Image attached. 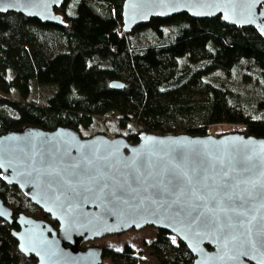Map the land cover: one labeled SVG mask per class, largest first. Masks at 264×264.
Segmentation results:
<instances>
[{"label":"water","instance_id":"obj_1","mask_svg":"<svg viewBox=\"0 0 264 264\" xmlns=\"http://www.w3.org/2000/svg\"><path fill=\"white\" fill-rule=\"evenodd\" d=\"M64 2L0 0V14L63 26L56 9ZM180 14L220 16L264 38V0H125L124 31ZM0 170L5 183L58 223L14 216L0 198V219L18 227L12 235L19 251L37 264H103V247L88 242L148 226L185 244L193 264H264V235L255 225L247 234L253 216L256 223L264 218L262 137L143 132L132 143L103 133L83 137L73 127H27L0 136ZM172 176L181 182L170 184Z\"/></svg>","mask_w":264,"mask_h":264},{"label":"trees","instance_id":"obj_2","mask_svg":"<svg viewBox=\"0 0 264 264\" xmlns=\"http://www.w3.org/2000/svg\"><path fill=\"white\" fill-rule=\"evenodd\" d=\"M124 2L65 0L56 9L63 26L0 14V136L27 127H73L83 137L106 133L136 143L143 132L206 135L234 125L264 138L262 104L218 77L244 66L250 68L245 73L264 74V38L253 27L180 14L152 18L127 33ZM34 85L52 92L39 99ZM0 198L14 216L58 227L19 187L5 183L1 170ZM14 229L0 219V264H37L19 251ZM148 247L157 264L194 262L185 244L164 230ZM103 249L104 261L114 264L145 261L130 244Z\"/></svg>","mask_w":264,"mask_h":264},{"label":"rangeland","instance_id":"obj_3","mask_svg":"<svg viewBox=\"0 0 264 264\" xmlns=\"http://www.w3.org/2000/svg\"><path fill=\"white\" fill-rule=\"evenodd\" d=\"M246 70H250L248 66L244 69L237 68L234 72L219 71V79H223L231 84L236 85L245 96L252 97L254 102L262 104L264 107V74L258 72V76L251 75ZM36 96L40 98H47L52 90L49 88L34 85ZM242 126L234 125H218L215 126L210 134L219 136L231 132L242 131ZM106 134V133H104ZM96 135V134H93ZM107 135V134H106ZM92 136V135H91ZM109 137H116L113 134H108ZM159 229L148 226L142 230H129L119 235H109L95 241L88 242L86 246H113L117 250H121L125 244L132 245L137 253L145 259L142 264H157L156 257L151 254L148 244L151 243L158 235ZM104 264H114L110 259H106Z\"/></svg>","mask_w":264,"mask_h":264},{"label":"snow or ice","instance_id":"obj_4","mask_svg":"<svg viewBox=\"0 0 264 264\" xmlns=\"http://www.w3.org/2000/svg\"><path fill=\"white\" fill-rule=\"evenodd\" d=\"M181 179H182V178H177V177H175V176H172L168 182H169L170 184L175 185V184L180 183V182H181ZM186 182H187L188 184H191V183H192L191 179H188ZM193 195L195 196L196 193L193 192ZM196 199H197V200H202L203 197L196 196ZM198 207H199V205H194L193 208H192V211H197ZM221 211H227V209L222 208ZM241 215H243V213H241ZM200 217H201V213L197 212V219H199ZM256 221H257V218H256L255 216H253V217L248 221V225H249V227H248V233H247V234H248L249 236L252 235V231H253V227H252V226H253V225H255V227H256V233H257V235H264V218H262L261 222H259V223H256ZM229 226H231V225L229 224ZM242 226H243V223H242ZM173 243H175V240H173Z\"/></svg>","mask_w":264,"mask_h":264},{"label":"built area","instance_id":"obj_5","mask_svg":"<svg viewBox=\"0 0 264 264\" xmlns=\"http://www.w3.org/2000/svg\"><path fill=\"white\" fill-rule=\"evenodd\" d=\"M110 138H112V139H113V138H115V137H110Z\"/></svg>","mask_w":264,"mask_h":264}]
</instances>
